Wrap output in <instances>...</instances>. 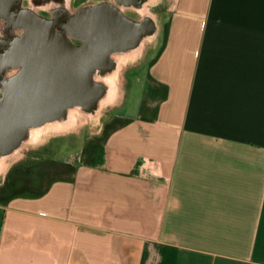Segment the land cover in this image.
<instances>
[{
	"label": "crops",
	"instance_id": "0c3cea01",
	"mask_svg": "<svg viewBox=\"0 0 264 264\" xmlns=\"http://www.w3.org/2000/svg\"><path fill=\"white\" fill-rule=\"evenodd\" d=\"M169 11L73 149L0 157V264H264V0Z\"/></svg>",
	"mask_w": 264,
	"mask_h": 264
},
{
	"label": "flooded vegetation",
	"instance_id": "af4514ba",
	"mask_svg": "<svg viewBox=\"0 0 264 264\" xmlns=\"http://www.w3.org/2000/svg\"><path fill=\"white\" fill-rule=\"evenodd\" d=\"M166 2L167 0H0V101L11 100L18 116L26 120L13 125V131L0 140L1 146L10 145L11 135L15 130H23L29 134L57 122L60 117L51 120V113L57 115L58 107L66 100L77 101L82 98L77 85L75 90L67 87L69 85L64 81L63 73L68 71L64 65L66 45L77 49L95 38L94 33H90L95 28L94 22H84L83 11L108 12L117 8L136 23V33L140 36L134 47L137 50L145 40L159 33L158 16L164 11L163 5ZM30 17L51 25L53 34H38L30 28L25 31L17 27L19 21L24 22ZM106 21L111 25L110 19ZM123 29L126 31V27ZM127 51L113 50L108 55L109 60L114 65L117 57ZM99 78L93 77L97 81ZM73 107L78 106L68 107L65 111ZM31 138L32 135L24 138L19 146Z\"/></svg>",
	"mask_w": 264,
	"mask_h": 264
},
{
	"label": "water",
	"instance_id": "95a60500",
	"mask_svg": "<svg viewBox=\"0 0 264 264\" xmlns=\"http://www.w3.org/2000/svg\"><path fill=\"white\" fill-rule=\"evenodd\" d=\"M129 1V0H121ZM83 21L89 20L94 22V30H90L95 38L89 41L86 46L78 47L77 49L66 45V59L64 65L67 70L63 73L64 81L69 89L80 92L79 100H66L59 107L57 115L51 113L50 119H63L66 114V108L78 106L85 110H92L97 106L98 99L102 97L106 91L105 85L99 80H94V76L102 77L112 68V63L109 60V53L113 50H130L133 49L139 41L140 36L136 33V23L130 18L125 17L117 8L111 11H83ZM93 15V16H92ZM107 19L111 20V25L107 23ZM18 28L25 31L30 30L38 34H53L51 25H47L43 20L36 17H30L26 21H19ZM126 27V31L123 29ZM84 31V28H83ZM89 33V32H88ZM120 41L119 43H116ZM77 83V84H76ZM25 118L19 117L15 105L11 100L0 101V140L9 135L13 129V125H18ZM26 121V120H25ZM28 137V133L23 130H15L11 135V143L7 146H1L0 157L5 156L12 150L16 149L24 138Z\"/></svg>",
	"mask_w": 264,
	"mask_h": 264
},
{
	"label": "rangeland",
	"instance_id": "374dc122",
	"mask_svg": "<svg viewBox=\"0 0 264 264\" xmlns=\"http://www.w3.org/2000/svg\"><path fill=\"white\" fill-rule=\"evenodd\" d=\"M172 1L173 0H167V2L165 4L164 11L161 12L160 15L158 16V26H160V23L163 21L164 17L168 16V13L170 12L169 8H170V6L172 4ZM122 57H123L122 55L118 56L117 57V62L119 60H121ZM125 63H127V61ZM118 65H119V67L117 68V70H118L117 74H115V75L107 74L105 77H100L99 80L104 85H106L105 86L106 90L108 88L107 84L108 85H113V87L116 86V91H117V93L120 94V92H121V80H122L120 72L123 69V63H121V64L118 63ZM112 66H113V62H112ZM125 78H126L127 82H125V84H124V89L126 91V94L128 93V95H129V92H131L130 91L131 88H130V85H129L130 81H128V80H131V77H130V74L128 72L126 73ZM105 92H104V94H105ZM104 94L102 95L101 98L98 99L97 106L94 107L95 109L85 110V109H83L81 107H73V108L68 109L66 111V114H65L64 118L59 120V122L57 121V122L51 123V125H47L48 127L49 126H52V128L54 127L52 135H51L52 137H45L46 135L48 136V134H42V132H41L42 129L34 130L36 133L39 134L38 135V137L40 138L39 140H43L44 142L46 141L47 145L50 143L52 145L54 144V146L55 145L64 146V148H66V150L73 149L74 146L76 145L73 130L79 128V124H80L81 119H88V121L85 123V126H83V130H85V128L87 126H89V124H90V119H91L90 115L92 114V111L93 112L94 111L95 112L99 111L101 113L103 111L105 112V111L110 109L111 102L108 101V99L106 98V96ZM123 108H124V106L117 107L116 109H113L112 112H116V113L118 111L122 112ZM31 135L32 134L29 133L28 137L31 136ZM32 138L30 140H28V142L31 141ZM28 142L23 143L22 146H27Z\"/></svg>",
	"mask_w": 264,
	"mask_h": 264
},
{
	"label": "bare ground",
	"instance_id": "6f19581e",
	"mask_svg": "<svg viewBox=\"0 0 264 264\" xmlns=\"http://www.w3.org/2000/svg\"><path fill=\"white\" fill-rule=\"evenodd\" d=\"M68 119V118H67Z\"/></svg>",
	"mask_w": 264,
	"mask_h": 264
}]
</instances>
